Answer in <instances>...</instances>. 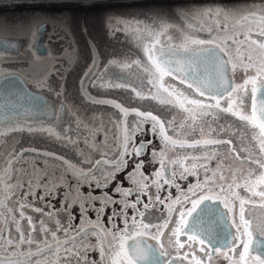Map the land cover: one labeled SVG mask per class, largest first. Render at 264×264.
<instances>
[{
  "label": "snow or ice",
  "instance_id": "6c2138e0",
  "mask_svg": "<svg viewBox=\"0 0 264 264\" xmlns=\"http://www.w3.org/2000/svg\"><path fill=\"white\" fill-rule=\"evenodd\" d=\"M140 3L141 0H15L13 3L14 8L31 9L26 21L16 22L14 26L27 27L32 37H42L49 30L70 32L75 20L71 9H101L99 15L105 27L111 30L115 25V31L132 35L148 61L147 65H142L139 59L131 63L114 60L110 65L129 72L134 66L143 67L148 74L144 79L155 93H167V99L161 102L178 106L187 115L178 128H173V122L168 121L166 129L165 122L151 112L87 97L93 103L112 104L120 110V144L111 159L103 153L101 159L94 162L85 157L83 162L91 165L87 169L57 157L66 165L65 171L72 173L77 181L75 185H69L64 174L56 177L49 175L46 167L37 168L35 160L32 161L33 175L25 184L20 175L24 170L14 165L22 160L27 162L24 153L29 150L21 148L17 151L13 145L7 154L6 165L0 168V264H185V261L187 264H209L214 255L222 256L228 264H264V4L228 7L210 0H183L170 6L151 3L146 8H133L134 4ZM168 7L181 23L170 22L165 11ZM125 9L128 11H123ZM0 24L7 27L8 22L0 21ZM173 29L180 35L178 40L173 38ZM197 33H206L207 38ZM0 44L4 49L16 47L14 43L0 41ZM31 47L36 48V45ZM237 70L244 74L240 84L233 79ZM114 79L122 83H109L108 86H131L137 97L147 98L143 95V81L135 85L126 76L116 75ZM177 80L186 87H177L174 83ZM37 88H47L56 99L30 92L22 87L19 77L0 72V145L6 143L5 138L10 133L23 132L42 133L74 144L73 124L77 130L88 128L78 116L75 121H69L68 117L75 116V112L66 100L60 99L62 92L48 84L44 76L37 81ZM156 94L149 92L153 99L159 98ZM205 96L215 103H205L199 98ZM221 101L225 103L222 105ZM221 113L235 117L243 128L251 131L258 153L245 147L237 151L232 147L231 139L219 138L221 133L228 132L230 124L219 125L217 130L209 123L207 136L201 127L200 137L191 142L186 138L174 139L168 134L171 129L176 137H180L188 121H191L188 127L195 133L200 120L218 123ZM131 114L135 118L129 126ZM145 123H151L148 132L162 145L159 152L155 148L152 150V162L160 163V168L152 174L156 179L151 181L157 191L149 195V184L145 183L148 177L141 171L144 161L140 160L134 162L133 170L124 177L133 187L123 188L122 183L117 182L113 188L120 200L106 192L94 196L89 191L85 196L80 191L81 184H87L90 189L93 184L104 189L127 167L125 157L131 159L133 155L140 157L146 153L148 145L153 143L151 139L135 143L137 133L145 134ZM97 131L99 129H89V137L78 136L77 139L83 138L88 147L99 151L102 144L90 143ZM235 134V130L229 133ZM243 136L241 132L238 139ZM224 144L229 146L228 156L235 153V159L241 164L256 167L245 170L225 164L228 156L221 154L218 147ZM176 149L200 151L198 154L177 153L168 159V151ZM240 152L247 155L241 157ZM212 161L216 162L214 167ZM137 173L141 180L136 179ZM238 173L242 177L240 180ZM189 176L195 177V182L182 189L176 180H187ZM165 184L169 189L176 188L174 198L169 191L161 199L159 191ZM60 187L65 188L61 208L67 212V217L57 219L54 226L40 218L34 221L26 210L32 208L42 212V209L34 207L28 197L31 195L36 199L35 193L42 189L39 200L55 198ZM241 188L251 195H241L237 191ZM137 192L148 195L145 211L150 205L156 207L158 202L165 206L167 218L152 213L146 216L145 211H140L137 208L142 203L140 195L134 201H128L127 198ZM96 200L100 201L99 208L93 203ZM118 203L120 212L113 208L108 216L111 227H104L101 218L105 209ZM75 205H79L80 224L73 227L71 221L75 217L71 210ZM129 208L133 210L131 218L127 215ZM90 210L96 212L95 220L88 217ZM46 215L51 217L53 213ZM117 216L123 221L122 229L114 222ZM109 236L111 243H108ZM90 237L96 238L95 244L90 242ZM97 250L99 262L89 258V253Z\"/></svg>",
  "mask_w": 264,
  "mask_h": 264
},
{
  "label": "rangeland",
  "instance_id": "374dc122",
  "mask_svg": "<svg viewBox=\"0 0 264 264\" xmlns=\"http://www.w3.org/2000/svg\"><path fill=\"white\" fill-rule=\"evenodd\" d=\"M149 5L147 4H134L133 8H146ZM89 13H94V18L91 21L92 26H98L99 24H105L104 20L101 18L99 13L102 11L101 9H87ZM125 11V10H123ZM31 9H23V8H10V9H0V21H7V27L2 26L0 24V36L9 37L12 38L14 35L23 34L25 28H19L17 26H14L16 22L19 21H26V18L30 15ZM143 19V17H141ZM90 22V21H89ZM181 23V21H180ZM142 27V25H141ZM52 31V30H51ZM25 34V33H24ZM130 38L132 39V47L135 48L138 54L139 52L144 55L142 51V47H138V41L130 35ZM60 45L57 43V45H50L48 54L49 56H52L54 54L60 53ZM1 62H10L12 59L8 57H3L0 59ZM155 90V89H154ZM156 94V93H153ZM145 99H140L136 95H131L130 102L126 104L128 108H135L139 109L142 112H151L154 115H157L162 121L165 122V127L167 129V122L172 121L173 122V128H178L181 122L184 120L185 116L187 115L182 109H180L178 106L172 105V107L168 106V103H162L161 100H166L167 95H158V99H153L149 93L143 94ZM55 100V95L51 96ZM62 96L60 97V99ZM74 109H71L75 112V116H69L68 118L71 119V121H75L76 117L78 116L81 121H83L84 124L88 125V128L80 127L78 130L76 129V126H72L73 128V139L76 140V142L69 143L66 140H55L53 138H50L46 134L42 133H10L6 138V143L3 145H0V168L4 167L6 165V157L8 152L11 150L12 146L15 145L17 148V151H19L21 148H32L40 151H46V152H52L55 155L62 156L66 160H68L73 165L77 166L78 168H84L87 169L91 165L84 163L83 160L85 157H87L91 161L98 160L101 158V153L105 154V157L107 159H111L110 156L111 153H114V156L117 154L120 140L118 137L121 136L120 128L118 127V123L121 121V115L118 114L116 111L111 109H106L102 107H92L84 102H77V105L72 106ZM135 118L134 115H130L128 117V123L129 126H131V123L133 119ZM209 123H211L212 128H215L218 130L219 125L228 126L231 125V128L228 129V132L221 133L220 139H231L232 140V147L235 148L237 151H239L240 147L249 148L251 151L258 153V148L255 146V142L251 139V131H249L247 128H243L241 126V122L237 120L235 117H232L231 115L221 113L219 122L210 121V120H200L196 125V131L195 133H192L191 129L188 127V124H191V121H188L185 127L181 130L180 137H176L171 129H168V134L172 135L173 138H186L188 141H191L193 138H199L200 137V128L203 127L204 129V135L207 136L209 132ZM145 134L141 135L140 133H137L135 136V143L137 144L141 140L148 141L151 139L153 141L152 144L148 145L147 151L143 156L136 157L133 155L131 159L128 157H125V159L128 160L127 167L124 168L123 171L118 172L116 174V179L108 184V187L104 189L96 188L95 185L89 188L87 184H81L80 191L87 196L89 191L92 192L94 196H101L102 193L106 192L109 196H111L115 200H120L121 197L118 193L113 192V188L116 186L117 182L122 183L123 188H131L133 187V184L129 181L124 179L126 174L128 172H131L134 167V162L138 163L140 160L144 161L143 168L141 169L144 176L148 177V180L145 181V183L149 184V195L156 192L157 189L151 185V181L156 179L152 174L160 168V163L157 161L155 163L152 162V150L155 148L157 152L160 151L162 145L160 143V140L150 134L148 130L151 128V123H145L143 125ZM89 129H99V131L96 132V135L94 138H90V143H94L97 146H100L102 144V147L99 148V151L96 149L88 147L86 145L85 140L83 138L77 139V136H83V137H89ZM236 131L235 135H229L232 131ZM241 132L244 133V136L242 139H238ZM213 136H215V133H213ZM131 147V144L129 145ZM220 153L224 154L225 156H228V148L229 146L227 144L218 146ZM200 149H176L175 151H168L167 158L172 159L176 156L177 153L186 154L190 152H195L198 154ZM247 155V153L240 152V156L244 157ZM113 156V157H114ZM25 160L27 162H24L23 160L19 163H16L14 167L21 168L24 171L20 174L21 179L25 182H27V179L33 175L32 171V161L35 160L36 167L39 169L47 168V171L49 175L54 174L56 177H60L62 174L65 175L69 185H75L77 181L73 178V175L70 171H65L66 165H64L61 161L58 159L52 157V156H45L41 153L36 152H25L24 153ZM45 161L47 164H45ZM215 161H212L211 166H215ZM225 164L232 165L233 168H242L247 169L248 167H256V165L253 164H241L239 160L235 159V153H233L231 156H228V158L225 160ZM97 176H100V173L97 172ZM102 179V178H101ZM137 180H141L142 177L139 173L136 175ZM228 179H231V176H228ZM237 179H242L241 175L237 174ZM192 176H189L187 180H180L177 179L176 183H182V182H191ZM103 182V181H102ZM163 181L161 180V183ZM174 188V187H173ZM173 188L169 189V186L167 184L164 185L163 189L159 191V195L161 199H163L165 196L168 195V192L171 191L172 197H174V191ZM58 195L55 196V198L47 197L43 201L39 200L38 197L42 195V189L37 190L35 193L36 199L33 198V196H29L28 200L30 203L33 204L34 207H40L42 209V212H35L32 208L27 209V213L33 217V220L36 221L37 218L43 219L45 223L49 224V226H54L55 221L59 219L60 217H67V212L63 211L61 208V201L64 199V193L65 188L60 187L58 189ZM140 195L142 203L137 205V208L140 209V211H145L144 205L149 204V198L148 195H141L139 192L136 194L129 196L127 199L128 201H134L136 199V196ZM13 199H16L15 197ZM95 205V208L100 207V201L96 200L93 202ZM49 205H51L49 207ZM66 207V205H65ZM113 208L117 211V213L120 212L121 205L115 204L110 205L107 209H105V212L101 218V222L106 228H110L111 224L108 221V216L112 214ZM53 213L51 217L47 216L46 213ZM72 215L75 217L74 220L71 221V224L73 227L80 224V209L79 205H75L72 210ZM149 213H152L156 216H162L164 218H167V211L165 209V206L163 204H159L157 202L156 207H152L151 205L149 208L145 211V215L147 216ZM18 215V213H17ZM88 217L92 220L96 219V212L90 210L87 213ZM127 215L129 218L133 215V210L129 208L127 210ZM137 219H140L138 216ZM115 224L118 228L122 229L124 227L122 219H120L119 216L115 218ZM129 222L131 223V220L129 219ZM147 222V221H146ZM155 222V221H154ZM155 231V229H153ZM50 238V237H49ZM90 242L92 244L96 243L95 237H90ZM111 237H108V243H111ZM155 243V241H152ZM89 258L91 260L100 261V254L99 251H92L89 253ZM211 264H228V261L225 260L222 256L215 255L213 256V259L211 261Z\"/></svg>",
  "mask_w": 264,
  "mask_h": 264
},
{
  "label": "flooded vegetation",
  "instance_id": "af4514ba",
  "mask_svg": "<svg viewBox=\"0 0 264 264\" xmlns=\"http://www.w3.org/2000/svg\"><path fill=\"white\" fill-rule=\"evenodd\" d=\"M182 2L183 0H164L141 2L140 4L150 5L151 3H163L170 6L172 4ZM210 2L223 4L224 6L228 7H259L264 4V0H210ZM87 9L74 8L70 10L75 17L70 32L63 29L56 31L49 30L43 35L41 43L46 50V53L43 55H38L35 49L31 47V45L34 44L36 37H32L29 34L28 28L24 30L25 34L23 33L14 35L12 38L1 35L0 38H7L15 41L17 44V53H5L0 51V59L3 57L12 59L10 62L6 63L1 62L0 60V72L4 73L5 75L12 73L14 76L19 77L24 86L30 91L45 94L47 98L54 100L53 97H51L54 94L50 93L47 88H37V81L41 78V76H44L48 84L55 88L56 91L62 92L61 99L66 100L70 109H74L72 106H76L77 102L80 101L92 107L94 106L111 109L120 114L115 108L111 106L96 104L88 101L84 97V94H87L93 98L113 100L118 102L124 108H128L126 104L130 102L131 95H136V92L132 90L131 86H108L109 83H122V81H116L114 79L116 75L128 77V79L135 85H139L141 81H143V94L149 93L150 91L155 93V90L151 85L148 84L147 80L144 79V77H146L148 74L143 71V67L134 66V70L131 72L126 69L121 71L118 66L110 65V61L115 60L121 63H131L133 60L139 59L142 62V65H147L148 61L145 55L141 54L140 52L138 54L136 53L137 50L131 45L132 39L130 38V34L115 31V25L111 26V30L106 28L105 24L98 23V26H92L91 21L94 18V13L91 14L87 12L89 11ZM127 11L128 10L125 9V12ZM165 11L170 22L180 23V21L176 19V17L171 12L170 7L166 8ZM197 34L202 38H207L206 33ZM172 35L175 40L180 38L179 33L174 29L172 30ZM57 43L61 47L60 53L49 56V46L57 45ZM86 73H88L87 76L85 75ZM137 77L140 79H137ZM233 79L236 84L242 83L244 79L243 72L237 70L233 74ZM174 83L177 85V87H186V85H180L178 80L174 81ZM139 90L140 88L137 87V91ZM158 94L167 95V93L162 91ZM199 98L205 103H215L210 97L207 96ZM224 103V101H221L222 105ZM172 105L173 104L168 103L169 107H172ZM69 121H71V119H69ZM73 126H75V124H73ZM139 143L140 142L137 144ZM110 156L113 157L114 153H111ZM194 182L195 177L192 176L191 182H182L178 184L182 189H186L188 184ZM173 191L175 197L177 195L176 188H173ZM237 191H239L241 195H251V193H245L243 188L237 189ZM254 199L259 200V197H254ZM169 227H171V225H169ZM165 233L167 234V230H165ZM161 239L163 240V238ZM181 239L184 240L186 237H181ZM185 264H187V261H185ZM209 264H211V261Z\"/></svg>",
  "mask_w": 264,
  "mask_h": 264
},
{
  "label": "water",
  "instance_id": "95a60500",
  "mask_svg": "<svg viewBox=\"0 0 264 264\" xmlns=\"http://www.w3.org/2000/svg\"><path fill=\"white\" fill-rule=\"evenodd\" d=\"M149 1H164V0H141V2H149ZM15 2V0H0V9H10V8H14V7H12V5H13V3ZM42 39H43V36L41 37V36H38V37H36V39H35V41H34V44L36 45V48H34L35 49V51H36V53L38 54V55H43V54H45L46 53V50H45V47L42 45ZM0 41H3V43L4 44H7V43H14V44H16L15 43V41L14 40H12V39H7V38H0ZM0 51H2V52H11V53H17V44H16V47L13 49V48H9V49H4V47H3V44H0ZM20 80V79H19ZM21 81V80H20ZM22 87H24V88H26L25 86H24V84L22 83ZM27 89V88H26ZM28 91H30L29 89H28ZM30 92H32V91H30ZM84 97L88 100V101H90V102H92V100L91 99H88L87 97H91V96H89V95H87V94H84ZM93 98V97H92ZM93 99H95V100H107V99H99V98H93ZM109 101H113V100H109ZM115 102V101H114ZM93 103V102H92ZM116 104H119L118 102H115ZM96 104H100V103H96ZM104 105H108V106H111V107H113V108H115L120 114H121V112H120V110L118 109V108H116V107H114L112 104H104ZM120 105V104H119ZM127 109H135V108H127ZM142 112V111H141ZM147 113V112H146ZM131 115H134V114H131ZM152 115H154V114H152ZM154 116H156V115H154ZM121 117H122V114H121ZM30 152H33V151H31V150H33V149H28ZM35 151L34 152H36V153H41V154H45V153H49V152H46V151H40V150H36V149H34ZM50 154H52V153H50ZM52 157H54V158H56L57 159V157H60V156H58V155H55V154H53V155H51ZM101 159V158H100ZM59 160V159H58ZM63 160H66V159H64L63 158ZM99 160V159H98ZM61 162H63L62 160H60ZM67 161V160H66Z\"/></svg>",
  "mask_w": 264,
  "mask_h": 264
}]
</instances>
